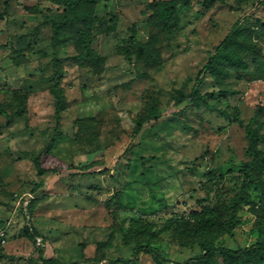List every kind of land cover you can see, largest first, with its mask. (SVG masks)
I'll return each mask as SVG.
<instances>
[{"label":"rangeland","instance_id":"1","mask_svg":"<svg viewBox=\"0 0 264 264\" xmlns=\"http://www.w3.org/2000/svg\"><path fill=\"white\" fill-rule=\"evenodd\" d=\"M156 1L95 0L91 46L104 57L100 72L73 60L84 51L81 43L69 39L56 47L68 105L54 148L41 157L46 171L38 175L34 157L55 123L46 79L54 50L50 25L43 21L61 6L9 0L0 17V103L11 113V91L23 87L30 94L25 117L7 125L0 114V225L6 228L0 264H32L39 248L48 257L43 264H121L112 260L132 257L138 243L182 261L202 252L191 228L206 216L218 223L228 216L226 203L242 182L236 166L250 159L245 127L264 105V35H255L260 64L241 71V77L231 73L221 84L205 76L199 92L209 93V106L175 103L171 95L190 91L237 19L264 22V0L176 2L178 21L171 33L149 22ZM3 8L0 0V13ZM155 35L160 65L126 59L117 48ZM148 96L162 118L134 138ZM253 126L264 132V111ZM257 178L264 180V170ZM248 190L251 202L238 210L240 221L230 234L214 238L215 245L243 247L263 236L264 193L259 182ZM26 197H33L30 216L22 206ZM28 216L41 244L24 229ZM138 257L132 264H154L145 249Z\"/></svg>","mask_w":264,"mask_h":264},{"label":"trees","instance_id":"2","mask_svg":"<svg viewBox=\"0 0 264 264\" xmlns=\"http://www.w3.org/2000/svg\"><path fill=\"white\" fill-rule=\"evenodd\" d=\"M52 3L61 6V11L50 15L43 23L50 25L51 36L50 44L53 48L51 57L52 73L46 77L49 82V91L53 96L54 105V130L47 144L40 149L34 157V167L38 175L43 174L46 168L42 164V155L54 148L56 141L61 134V114L67 107L64 88L61 85V79L65 73L61 65V58L56 54V47L66 43L69 39H73L81 43L84 51L77 52L73 55L75 63H82L90 67L94 72H100L103 66L104 57L100 55L92 46L94 34L92 28L95 26V0H49ZM218 0H202L204 5H210ZM186 5L189 0H159L156 1L149 22L160 27L164 33L174 31V26L178 21L177 5ZM9 7V0H4V8L0 13L2 17ZM74 24H81V27H76ZM256 26L257 28H254ZM260 26V27H259ZM36 25L35 28H38ZM73 33L71 32L72 30ZM108 31H113V27H107ZM264 35V22L256 20L253 23H242L241 19L236 20L227 34L215 45L213 52L208 56L202 67L199 69L195 81L189 92L184 93L180 89L171 97L175 103L185 101L194 106H209L206 101L208 92L200 93L199 85L206 75H209L217 84H221L231 74L240 76L241 71L248 70L250 65H258L262 62L263 57L260 52V46L257 44L255 35ZM130 43L118 44V50L126 59L132 56L142 59L148 65H160L162 58L158 42L159 35L149 37L146 41L131 39ZM30 46V44L28 45ZM12 50H15L14 48ZM146 73H140V76ZM241 77V76H240ZM30 91L20 87L11 91V100L15 110L11 113L7 112L0 103V114L4 115L6 124L9 125L13 117H25L27 110V99ZM186 106V105H185ZM264 105H258L254 114L249 119L245 127V136L247 142V150L250 155L248 161L236 166L237 171L242 175V182L239 190L231 196L226 203L228 216L222 223H218L212 216H206L200 222L199 227L191 228L193 233L197 234V244L202 248V252L186 258L182 261H171L164 257L160 251L150 246L149 244L138 243L134 249V254L126 259H114L112 262L121 264H132L139 261L138 253L145 249L151 256L154 264H264V234L260 239L243 246L231 248L225 245H215L213 239L218 236L228 233L230 234L236 224L240 221L238 210L243 204L251 202L249 187L255 182H259L262 193H264V180L257 178L253 179L254 175L259 174L264 170V150L260 148V144H264V132L260 131L257 126H253L258 118L263 114ZM147 114L138 117L132 130V137L139 136L146 128L145 125L152 126L154 122L162 118V114L158 113L155 103L147 98L146 103ZM37 184V188L40 187ZM263 195V194H262ZM27 198V197H26ZM22 206L30 216L32 213L31 201L29 198ZM29 216L24 224V229L30 233L36 242V237H41L40 233L31 227ZM264 216V215H263ZM198 228V229H197ZM211 236V239L209 238ZM42 238V237H41ZM43 239V238H42ZM186 242L183 241L182 245ZM48 257L44 254V248H39L37 260L32 264H43Z\"/></svg>","mask_w":264,"mask_h":264},{"label":"built area","instance_id":"3","mask_svg":"<svg viewBox=\"0 0 264 264\" xmlns=\"http://www.w3.org/2000/svg\"><path fill=\"white\" fill-rule=\"evenodd\" d=\"M28 198H26L23 203L24 205L27 203ZM6 238V228L2 225H0V244H3L5 242ZM42 238L41 237H36V243L41 244Z\"/></svg>","mask_w":264,"mask_h":264}]
</instances>
